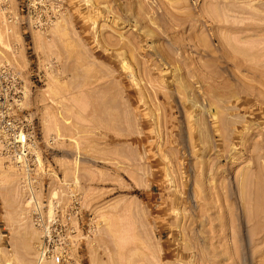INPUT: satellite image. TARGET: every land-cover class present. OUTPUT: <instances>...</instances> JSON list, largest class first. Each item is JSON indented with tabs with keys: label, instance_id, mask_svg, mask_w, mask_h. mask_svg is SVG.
Masks as SVG:
<instances>
[{
	"label": "rangeland",
	"instance_id": "obj_1",
	"mask_svg": "<svg viewBox=\"0 0 264 264\" xmlns=\"http://www.w3.org/2000/svg\"><path fill=\"white\" fill-rule=\"evenodd\" d=\"M0 61L37 137L34 194L0 143V264H52L29 199L73 196L69 264H264V0H0Z\"/></svg>",
	"mask_w": 264,
	"mask_h": 264
},
{
	"label": "built area",
	"instance_id": "obj_2",
	"mask_svg": "<svg viewBox=\"0 0 264 264\" xmlns=\"http://www.w3.org/2000/svg\"><path fill=\"white\" fill-rule=\"evenodd\" d=\"M41 4L37 1L30 3L28 18L33 26L37 27L41 21ZM11 21V20H9ZM38 23V24H37ZM24 85L23 79L9 63L0 61V143L3 150L15 157H22L29 168L28 181L25 179V190L30 194L36 191V184L31 180L35 164L34 155L37 149V137L34 132L33 119L23 107ZM30 188V189H29ZM66 208H62L55 201L52 213L49 208L35 198L30 197V220L40 234L36 246V255L41 262L52 264H69L70 252L79 241L77 235L78 222L81 218L79 202L76 196L72 197Z\"/></svg>",
	"mask_w": 264,
	"mask_h": 264
},
{
	"label": "bare ground",
	"instance_id": "obj_3",
	"mask_svg": "<svg viewBox=\"0 0 264 264\" xmlns=\"http://www.w3.org/2000/svg\"><path fill=\"white\" fill-rule=\"evenodd\" d=\"M23 104H24V103H23ZM33 150H34V149H33ZM34 151H35V150H34ZM17 157H18V156H17ZM21 158H22V157H20V158L18 157L17 159H18L19 161H22ZM37 158H38V157H37ZM38 159H39V158H38Z\"/></svg>",
	"mask_w": 264,
	"mask_h": 264
}]
</instances>
